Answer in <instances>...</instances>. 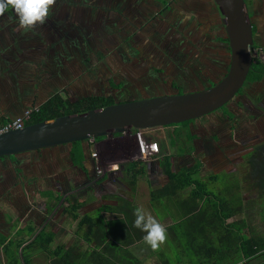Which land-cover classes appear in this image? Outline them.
<instances>
[{
  "label": "rangeland",
  "instance_id": "374dc122",
  "mask_svg": "<svg viewBox=\"0 0 264 264\" xmlns=\"http://www.w3.org/2000/svg\"><path fill=\"white\" fill-rule=\"evenodd\" d=\"M154 1L155 3L152 6L139 5L138 0H134L127 7L123 8L116 4H113L114 8H111L112 1H109L106 6L110 10L105 12L106 18H104L103 23H101L97 30L91 32L89 29L87 30L85 23L90 20L88 24L91 23L92 28H95L94 24L97 22L95 14L91 15L88 12L86 15L81 6L79 9L74 7V5L71 8L66 6L63 0H55L53 5L57 6L60 12V14L58 11L56 12L57 17H55V21H50L49 26L48 24H41L37 25L36 29L23 30V33L27 34L33 32L30 37L37 36V38L21 48H38L42 50L41 52L31 51L32 55H36L32 57L34 60L31 61L34 62L36 69L30 66L27 60H31V58L29 55L28 58L23 51V54H13V58H16L17 66L7 68L8 71L17 73L18 75L29 73L26 76H21L23 77L22 79L20 77V93H22V90L25 92L22 95L21 101L25 98L26 94L38 91L39 88L45 90L47 87L49 88V95L52 92H56L60 87L67 88L71 92L74 86H76V92L90 93L91 91L98 94L97 80H101L99 76L104 77L103 73L105 75L110 74L106 70L99 71L100 66L98 65L97 67L91 66L92 69L97 68L98 71H92V75H89L88 64L83 63L82 58L87 56L83 54H78V61L67 60L70 54V46H67L64 44V41L61 42V40L55 37L58 35L59 28L63 26L65 27V32L62 31L64 35L71 30L67 24H69V27H75L74 32L72 31L69 34L75 35L81 40L83 36L100 34L99 30H105V33H108L104 35L106 37H112V39L116 37L114 42L106 40L104 43V47L108 49V52L104 56L106 57L105 63L107 67H112L113 69H115L113 67L115 63L121 65V72L124 77L123 81L131 83V87L127 86V89L125 88L123 91L129 93V98L132 101L139 100L138 96H150L154 90L158 92L165 90L170 95L173 94L174 91L171 85L180 76L187 74L182 66L176 64L179 60L186 61V59L176 58L173 60L175 56L177 57L174 52L176 49L180 52L178 57L185 52L195 53L197 56L201 53L207 55L211 59L206 61L210 69L208 71L205 65L202 67L206 75H210L211 70H219V62L216 60L219 58L222 60V56L226 54L219 39L225 37V34L222 31L223 27L219 28L220 31H217L218 25L208 17V13H210V16L214 13L210 11L212 0ZM165 3H167L168 7ZM249 9L251 11L256 10L255 16L257 18L258 35L256 36V44L259 48L255 52L254 58L257 56L264 62V0H256L251 4ZM192 12L200 13L201 15L197 16L196 19L189 17L188 20V16ZM90 16H92L91 19H89ZM101 18L103 17L101 16ZM182 19L188 20L185 23V27L181 25ZM8 20L9 23L10 21H18V17L12 19L11 12L8 14L3 13L0 16V23L7 22ZM199 20H202L203 23L205 22L203 24L204 27L199 28L197 26ZM112 21L117 22L118 29L112 27ZM206 23L209 25L207 26ZM119 28L124 31L122 35L118 31ZM1 29H4V26H0ZM11 30H14V28ZM114 31L118 32L114 33ZM4 37L5 35H0V54L3 53ZM195 38H202L203 42L210 38L214 41L207 47L205 45L202 46V43H199ZM66 42L68 41L66 40ZM55 43L60 44L57 46L61 50V52H57L58 55L56 57L55 53L53 55L51 53L52 46ZM92 43H95L96 47L101 46V41H92ZM76 48H78L77 45ZM50 54L52 55V61L49 57ZM59 55L60 59L63 60L64 66H61L59 60L56 59ZM203 58L206 57L204 56ZM224 62H227L226 59ZM83 64L86 65L84 66ZM38 72L41 74L42 79L39 81V77H37L38 80H33V75ZM100 72L101 74H99ZM52 74L56 77L57 84L55 79L51 81L52 79L49 75L51 76ZM61 74L64 77H61ZM90 76L95 78H90ZM26 79L33 80L31 84H36L37 86H24L23 82ZM134 79H140V82L136 85ZM179 80H183L182 83H186L187 86L184 87L185 92L190 93L200 89L201 84L197 78L189 79L188 75L187 78L181 77ZM50 81L52 83L51 86L56 89L47 86L48 83L50 84ZM151 81H155L159 86H156L154 90L152 88L147 90L148 86L146 85ZM65 94L63 96L66 98ZM245 96L247 99L245 106H242L243 108L236 106L239 114H235L233 109L230 111L235 115L233 121H229V119L223 120L224 116L219 111L217 113L213 112V116L206 115L197 123L191 124L190 130L196 135L193 140L194 151L190 156L174 157L172 163L174 171H179L182 167L192 166L199 160L202 164L200 170L201 177L208 179L210 176L219 174L221 177L220 183L225 181L226 177L230 178L231 175L236 176L240 181V189L232 195L228 194L230 195L228 196L229 201L232 206H242L244 208L245 214L240 215L238 219L246 218L253 234H258L261 231L264 232V219L261 213V209H264V203L260 199L258 191L252 187V177L248 175L250 166L245 156L252 151L254 146L264 142V82L252 85L249 90L245 91ZM45 98L46 96H43L41 99ZM136 133H139V135H136ZM162 136V131L160 130L159 132L158 130L150 134L127 132L89 140L85 145H88L92 159L94 160V167H96L89 180H85L86 175L84 172L73 166L69 155L70 145L45 149L42 150L41 154L30 152L12 156L11 159L16 164L8 169H13L12 174L17 180L20 179L22 181L23 174H26V172L32 174L36 179L33 177L27 179L29 186L26 188L21 187V198L16 199L13 196L15 194L12 193L3 205L0 204V207H3L1 213L3 211L10 213L4 218L6 222L3 221V227L8 228V231L12 233L15 232L11 236L21 241L27 235L26 229L28 225L33 223L36 230L33 231L32 235L28 234L30 239L33 238L40 228L49 229L55 234L52 249L55 252L57 251L58 255H61L66 249L71 247H76V253H80L89 249V246L85 245L84 241L78 243V240H81L79 235L85 229L83 219L89 214H94L103 204H115L112 201H117V199H111L115 194H119V196L134 202L137 208H141L146 215H151L164 226L167 223V221L165 223L162 221V215L165 213L164 204L158 201L153 203L149 200L150 187L163 185L167 181L158 168L159 161L150 157L153 148L154 150H162L165 147L166 143L162 140ZM144 141L148 144L147 146H144ZM139 160L146 163L149 173H147L148 176L139 178L136 192L130 194L128 189L121 185V171L125 164ZM5 166L8 167L9 164L0 160L1 185L5 186L6 189L9 186L6 192L13 191L14 187L19 189L20 186L16 187L12 182L11 186L2 183V176L6 172L10 173V171H7L8 169H4ZM110 172H116L112 180H110L108 174ZM103 176H107L106 179H103ZM103 180H107L108 182ZM214 186L217 187V185ZM225 187L226 184H224V189ZM218 188L221 189L222 186L219 185ZM190 190H185L183 194H187ZM70 196H75L85 202V206L79 211L78 220H73L70 210H67L69 205L65 199ZM170 209L176 210L174 208ZM1 213L0 215H2ZM102 215L107 220H112L115 216L111 213H103ZM9 217L12 219L7 220ZM116 217L119 218V215H116ZM245 232H248L247 229ZM128 253L134 259H131L126 252H123L124 262H163V260L168 259L171 261V264H177L178 260H180L179 264H185L187 261L197 264L199 260L187 252H179L173 237L168 231V227L166 240L158 248L152 249L143 240L139 245L137 244L134 250L129 249ZM35 258L36 264L47 263V259L43 254ZM236 260L234 258L227 264H234Z\"/></svg>",
  "mask_w": 264,
  "mask_h": 264
},
{
  "label": "trees",
  "instance_id": "16d2710c",
  "mask_svg": "<svg viewBox=\"0 0 264 264\" xmlns=\"http://www.w3.org/2000/svg\"><path fill=\"white\" fill-rule=\"evenodd\" d=\"M210 7H212L211 13H214L211 16L208 13V17L218 25L217 31H220L219 28L223 26L213 0ZM11 9L9 8L5 12ZM199 15L201 14L192 12L188 16V20L189 17L192 18L193 16L196 19ZM209 19L207 18V20ZM204 23L199 20L197 26L202 28ZM206 25L209 24L206 23ZM222 31L228 41L224 27ZM257 32V27H253L254 36ZM258 48L259 46L255 44L254 51H257ZM263 80L264 62L256 56L245 84L262 82ZM110 84L111 88L116 90L122 89L124 86V82L116 84L114 78ZM128 94L124 91L107 92L105 96L92 95L71 101L69 98H64L56 93L42 103L38 111L31 114L25 125L29 126L70 114L132 101ZM152 94L155 95V92H152ZM192 121L162 127L166 132L165 136H162L163 141L166 143L165 147L162 150H155V152L152 147L153 151L150 153V157L159 161L158 168L167 181L163 185L150 187V201L153 203L156 201L162 202L165 210L171 216L177 213V217H174L175 223L169 228L174 231V242L180 253L187 252L191 256L194 255L198 259L215 264H227L235 257H237V260L234 264H254L257 257H264V232L253 234L246 218L238 219L240 215L245 214L244 208L242 206H232L228 198L240 189V181L236 176L226 177V180L222 183H220L221 177L219 174L204 179L201 177L202 164L199 160L192 166L182 167L179 171L173 169L172 159L174 157L190 156L194 151L193 140L196 136L187 129ZM156 131L158 130L146 129L141 133L150 134ZM88 142L89 140L70 144L69 151L73 166L84 172L86 175L85 180H89L94 173L93 170H96L91 151L88 145H85ZM147 145L144 141V146ZM57 147H53V149ZM34 152L41 154L42 150ZM245 157L250 166L248 175L252 177V187L258 191L260 199L264 203V142L254 146L252 151ZM115 173H108L110 180L114 178ZM147 173V165L144 161L129 162L123 166L120 179L130 194H134L139 178L148 176ZM106 177L103 176V179H106ZM224 184H226L225 189ZM214 185H217V187ZM219 185L222 186L221 189L218 188ZM187 189L191 190L187 194H183ZM115 199H117V201H114L115 204H103L96 210L97 215L95 211L94 214H89L83 219L85 229L79 235L81 240H78V243L84 241L89 249L76 253V247H71L58 255L57 251L55 252L51 248L55 238L54 232L43 229L38 232L32 242L22 248L24 263L32 264V259L25 254V250L30 251L32 249L39 250L45 256L47 259L46 264L123 263V252L131 257L128 253L129 249L136 243L142 242L145 233L133 226L134 212L137 209L134 202L124 197H115ZM65 201L69 205L67 210H70L72 219L78 220L79 211L85 206V202L75 196H70ZM170 208L176 210L173 211ZM103 212L121 215V218L107 221L102 216ZM261 213L264 219V209H261ZM246 229L247 233L245 232ZM26 230L32 233L36 228L33 223H30ZM23 242L16 243L13 239H8L0 233V247H2L9 260V264H18L20 254L18 251L21 249ZM131 259L134 258L131 257ZM131 262L125 261L124 263L130 264ZM187 262L190 263V261ZM179 263L180 260L177 261V264ZM163 264H171V261L165 259Z\"/></svg>",
  "mask_w": 264,
  "mask_h": 264
},
{
  "label": "water",
  "instance_id": "95a60500",
  "mask_svg": "<svg viewBox=\"0 0 264 264\" xmlns=\"http://www.w3.org/2000/svg\"><path fill=\"white\" fill-rule=\"evenodd\" d=\"M213 2L231 50V66L221 82L201 91L122 102L7 131L0 134V158L179 124L228 104L244 86L254 62V25L245 0Z\"/></svg>",
  "mask_w": 264,
  "mask_h": 264
},
{
  "label": "flooded vegetation",
  "instance_id": "af4514ba",
  "mask_svg": "<svg viewBox=\"0 0 264 264\" xmlns=\"http://www.w3.org/2000/svg\"><path fill=\"white\" fill-rule=\"evenodd\" d=\"M109 1H112L111 2V8H114L113 4H116L117 6L119 5L121 8H123V7H127L134 0H63V3L66 4V6L71 7V8H73V5H74V7L78 8V9H79L80 6L83 7L82 9H84L86 15H87L88 12L91 13V15L95 14V17L97 18V22L94 24L96 26L95 28H92V24L91 23L88 24V21L90 22V20H88L85 23V26L87 27V30L89 29L91 32H94V30H97V28L101 25V23H103L102 21L104 20V18H106V13L105 12L110 10L106 6ZM245 1L247 3L248 8H249V7H251V4L253 2H255L256 0H245ZM138 3H139V5H144L145 4V5H152L153 6L155 1L154 0H138ZM165 4L167 5V3H165ZM168 4H169V2H168ZM167 7H168V5H167ZM58 9L59 8L57 6L52 5L51 8H50L48 17H47V19L45 20V22L43 24H46V25L48 24V26H49L50 25V21H55L54 19H55V17H57L56 12L58 11V13L60 14ZM9 12H11V14H12V19L13 18H17L16 17L17 15H16V13H15V11L13 9H11L10 11H7L5 13L8 14ZM249 12H250V17H251V20L253 22L254 27L255 26L257 27V24H256L257 23V18L255 16L256 10L251 11L249 9ZM109 13H112V12H109ZM101 16L103 18H101ZM95 17H93V18H95ZM91 18H92V16H90L89 19H91ZM192 18H195V17L193 16ZM186 22H187L186 19H182V24L181 25L183 27H185V23ZM52 23H55V22H52ZM0 26H4V29L0 30V35H5V37H4L5 39H3L4 40L3 42L5 44L6 43H11L13 45L11 51H7L8 48H5L2 51H6L7 53L6 54H3V53L0 54V58H1L0 62L4 63V65L12 68L17 63L16 60H15L16 58L15 59L13 58V54H16V53L23 54V52H24L25 55L31 56V60H27L28 62H30V61L34 60V59H32V57H34V55H35V54L34 55L30 54L31 51H34V52L35 51H40V52L42 51V50H40L38 48L37 49H35V48L34 49L25 48V47L21 48L22 46H24L26 44H29L30 41L33 42L34 40H36L37 36L34 35L36 37H33V36L30 37V35H32L33 32H31V34H27L25 32L23 33V30H19L18 31V29H20L18 27V21H10V23H9V20H8L7 22L0 23ZM67 26H68V28H71V30H69L68 33H66V35H64L62 33V31L65 32L64 31L65 27L63 26L62 28H59L58 35L55 36L59 40H61V42L64 41V44H66L67 46H70V48H69V53L70 54L68 55V59L67 60H69V61L70 60L71 61H73V60L78 61V59H79L78 54H80V55L83 54V55L87 56V57H82V58H83V63H87L88 64L87 69L89 71V75H92L91 74L92 71H98L97 68L96 69H92L91 66L92 67H94V66L97 67L98 65L100 66L99 71L102 72L103 70H106L110 74L109 75H105L103 73L104 77L99 76V78L101 80H97V83H98L97 84V86H98V89H97L98 94H95V92H91V91H90V93H79V92H76V86H74V88L72 89L71 92H69V90L67 88L60 87V88H58L57 93H59L62 96L65 93H67V94H65L66 98H69L71 101H75V100L80 99L82 97H88V96H92V95H104L105 96L107 94V92H121V91L124 90V88L127 89V86L131 87V85H130L131 83L130 82L127 83L126 81H123L124 77H123L122 72H121V68L122 67H121L120 64L117 65V63H115L113 65V67H115V69H113L112 67L111 68L107 67V65L105 63L106 57H104V56H105V53L108 52V49L104 47L105 46L104 43L106 42V40L114 42L116 37H114L115 39H112V37H110V38L106 37L104 35L108 34V33L107 32L105 33V30H99L101 32L100 34H96L94 36H91V35L83 36L84 39L82 38V40H81L80 38H77V36L69 34V33H72V31L74 32L75 27H69V24H67ZM78 26L80 27V25H78ZM16 27H17V29H16ZM36 27H34V29H36ZM112 27L118 29L117 22H113L112 21ZM13 28H14V30H11ZM118 31L121 32V35L124 32V31L121 30V28H119ZM118 31H114V33L118 32ZM54 33H56V32H54ZM190 33H191V35H193L192 32H190ZM257 35H258V32L254 36L255 44H256V36ZM98 36H101V37H98ZM195 39L197 41H199V43H202V46L205 45L207 47H208V45L212 44L211 43L212 41H214L211 38L209 40L205 41V42L202 41V38H195ZM66 40L68 42L65 43ZM92 41H95V42L96 41H98V42L101 41V46L100 47H96V44L92 43ZM219 42L223 45L222 48L224 49V52L226 54L222 56L223 57L222 60H220V58L218 60H216V61L219 62V66H220L219 70H211L210 75H208V74L206 75L205 72L202 69V67L204 65L207 66L208 71L210 69L209 68V64H207L206 61L207 60H211V59L207 55L201 53V54H199V56H197L195 53L185 52L184 54H181L180 57H178L180 52L177 51V50L174 51L175 55H177V57L175 56V58H173V60H175L176 58H185L186 59V61L185 60H179L178 62H176V64H178V66H182V68L185 69V72L187 73V74H184V75L180 76L179 78H181V77L187 78L188 75H189V79L197 78L199 83L201 84L200 89H198L197 91H201V90L210 88V87L218 84L219 82H221L227 76V74L229 72V69H230V66H231V50H230L229 40L227 41V39H225V37H221L219 39ZM57 45H60V44H56L55 43L52 46L53 49L51 48L52 49L51 53H52V55H53V53H55V57L58 55L57 52H61V50L58 49L60 47H58ZM76 45L78 46V48H76ZM54 47H55V49H54ZM52 55L50 54V56H49L51 61H52V58H51ZM29 56H28V58H29ZM204 56L206 58H203ZM84 58H85V60H84ZM56 59L59 60V62L61 63L60 64L61 66H64V64L62 63L63 60L60 59V55ZM225 59H226L227 62H224ZM30 63H32V62H30ZM54 63H56V62L54 61ZM83 65L85 66L86 64H83ZM101 72L99 74H101ZM96 74H98V73H96ZM60 76L64 77L62 74ZM49 77H51V79H52L51 81H53L54 79L56 81V77H54L53 74L51 76L49 75ZM90 78H95V77H91L90 76ZM113 78L115 79L116 84H120V83L124 82V86H123L122 89H117L116 90V89H112L111 88L112 86H111L110 83H111V80ZM179 78H178L177 81L175 80L174 84L171 85V88L174 91L172 95L189 93V92H185V89H184V87L187 86L186 83H184V82L182 83L183 80L180 81ZM51 81H50V84L49 83L47 84V86H51L52 85ZM134 81L136 82V85H137V83L140 82V79H134ZM262 82H264V80ZM258 83H261V82L246 83V84L244 83V86L240 89L241 90L240 93L238 95L236 94V96L233 98V100L230 101L226 105L225 108L222 107V108L216 110L215 112L217 113V112L220 111L221 115L224 116L222 118L223 120L229 119V121H233L235 115H233L232 112H230V111H232L231 109H233L235 114H239V110L236 108V106L240 107V108L242 106H245V101L247 100L246 99L247 95L245 96V91L249 90V88L252 85L258 84ZM56 84H57V81H56ZM146 86H148L147 90H149L151 88H152V90H154L156 88V86H159V85L155 81H151ZM51 87L53 89H56L53 86H51ZM153 92H155V95L152 94V95L147 96V97L138 96V99L151 98V97H155L156 95H157L156 97L162 96V95H170L169 92H167L165 90L160 91V92L154 90ZM193 92H195V91H193ZM212 114L213 113H210L208 115L210 116ZM202 118H204V117H202ZM202 118H198V119L193 120L189 124L187 129L191 132L190 125L194 124V123H197ZM155 129L156 130L158 129L159 132L161 130L163 135L165 136V133H166L165 129H163L162 127L155 128ZM134 132H136V131H134ZM191 134H193V133L191 132ZM136 135H137V133H136ZM11 157L0 158V160H3L7 164H9L8 167L5 166V168H4L5 170L8 169V168L9 169L12 168V166H14V164H16L11 159ZM9 169L7 171H10V173L5 171L6 175L4 174V176H2V178H1L2 179V183H4V185H6V184L10 185L11 182H12V184L13 185L15 184L16 187L17 186H20V187H19V189L18 188L16 189L14 187L13 191L6 192V190L9 189V186L6 189V187L5 186L3 187V185H1V183H0V186H1V188H0L1 189V192H0V204L1 205H3L4 202L7 199H9V197L11 196L12 193H14L15 195H13V196L16 199H18L20 197L19 195L21 193V187L26 188L27 186H29V184L27 182V179L28 178L31 179L33 177V175L30 174V173H27V172H26V174L22 173L23 174V180L20 181V179L17 180L16 177L12 174V170L13 169H11V170H9ZM25 182H26V184H25ZM35 183H37V182H35ZM2 209H3V207H0V213L2 212ZM1 214L2 215H0V233H5V232L8 231V228H4L3 227V224L5 222L4 218H5L6 215H8L10 213H5L3 211V213H1ZM43 229L44 228H40V230H38V232L42 231Z\"/></svg>",
  "mask_w": 264,
  "mask_h": 264
},
{
  "label": "crops",
  "instance_id": "0c3cea01",
  "mask_svg": "<svg viewBox=\"0 0 264 264\" xmlns=\"http://www.w3.org/2000/svg\"><path fill=\"white\" fill-rule=\"evenodd\" d=\"M3 45H4L3 49L8 48L7 51H11V49L13 47V45L11 43H6L5 44L3 42ZM32 49H34V48H32ZM2 52H3V54L7 53L6 51H2ZM30 54H32V53H30ZM30 58H31V56H30ZM30 62H29L30 66L31 67L33 66L36 69V66L34 65V62H32V63H30ZM14 66H17V63ZM7 68H11V67H8V66L4 65V63L0 62V128H2L4 125H6L11 120H14V119L22 116L25 113L26 110H28L30 108H33V107H39L42 103H44L46 100H48L50 97H52L54 94L57 93V91H56V92H52L49 95V88L48 87L45 90L43 88H41V89L39 88L38 91L36 90V91H34L32 93L26 94L25 98L21 101L22 95L25 92H24V90H22V93H20L21 92V89L19 87L20 77L21 76H26L29 73H21V74L18 75L17 73H12V72L8 71ZM19 69H21V68H19ZM33 76H34L32 78L33 80H38L37 77H39V81H40V79H42V76H41V74L39 72L34 74ZM5 78H6V80H5ZM22 78L23 77H21V79ZM33 80H27L26 79L24 82L22 80V82L24 83V86H26V87L27 86H37L36 84H31V82ZM11 83H13V84H11ZM9 84H11V85H9ZM41 96L42 97L46 96V98L42 100ZM106 182H108V181L106 180ZM116 182L119 183L118 181H116ZM121 185L123 186V184H121ZM115 197H121V196H119V194H115L114 196L111 197V199L115 198ZM149 200H150V198H149ZM112 202H114V201H112ZM164 211H165V213L162 215L163 216L162 221H163V223H165L167 221V223H166L167 225L164 224V227L167 229V227L169 228L175 223L174 217H177V213H175L174 216H171V214H169L166 210H164ZM103 213H108V212H103ZM111 214L115 215L112 220L121 218L120 215H119V218H118V217H116L117 214H114V213H111ZM103 217H104L105 220H107L105 218V216H103ZM10 219H12V218L10 217L7 220H10ZM4 221L6 222V220H4ZM107 221H111V220H107ZM168 231H169V233L171 234V236L173 237V240H174V238H175L174 231L170 230V229H168ZM33 233L34 232L30 233V231L27 230V235L24 236L25 238L23 237L21 241L17 240L15 237L11 236V235H14L15 232L12 233L11 231H7L5 233H1L2 235L6 236L8 239H13L16 243L23 242V240H24L21 249H19V251H18L20 253L19 256H18V264H25L24 260H23V256H22V252H23L22 248L26 247L30 242H32V240L35 239V237L38 234V231L33 236V238L30 239L28 234L32 235ZM137 244L139 245V243H136L130 249L134 250L137 247ZM51 248H52V244H51ZM25 254H27V256L32 259V264H36L37 262L35 263V260H36L35 257L39 256L42 253L39 250L32 249L30 251L25 250ZM235 258L237 259V257H235ZM256 260L257 261L254 264H264V257L259 256V257L256 258ZM9 263L10 262L7 259L2 247H0V264H9ZM117 264H129V263L117 262ZM130 264H163V262H157V261H148L147 262V261H145V262L141 263V262H138V261H132ZM185 264H192V263L191 262L190 263L186 262ZM197 264H215V263H212V262H209V261H203V260L199 259Z\"/></svg>",
  "mask_w": 264,
  "mask_h": 264
},
{
  "label": "clouds",
  "instance_id": "9594fccd",
  "mask_svg": "<svg viewBox=\"0 0 264 264\" xmlns=\"http://www.w3.org/2000/svg\"><path fill=\"white\" fill-rule=\"evenodd\" d=\"M54 3L55 0H0V15L12 8L18 27L27 31L45 22ZM134 215L133 226L145 233L143 239L152 249L158 248L166 240L167 229L141 208L135 209Z\"/></svg>",
  "mask_w": 264,
  "mask_h": 264
},
{
  "label": "built area",
  "instance_id": "2783aa9c",
  "mask_svg": "<svg viewBox=\"0 0 264 264\" xmlns=\"http://www.w3.org/2000/svg\"><path fill=\"white\" fill-rule=\"evenodd\" d=\"M39 107H33L25 111V113L8 122L6 125H4L2 128H0V134L5 133L10 130H22L26 127L25 122L31 117V114L34 111H38Z\"/></svg>",
  "mask_w": 264,
  "mask_h": 264
},
{
  "label": "bare ground",
  "instance_id": "6f19581e",
  "mask_svg": "<svg viewBox=\"0 0 264 264\" xmlns=\"http://www.w3.org/2000/svg\"><path fill=\"white\" fill-rule=\"evenodd\" d=\"M146 130V129H145Z\"/></svg>",
  "mask_w": 264,
  "mask_h": 264
}]
</instances>
